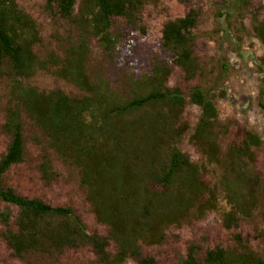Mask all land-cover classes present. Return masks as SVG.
<instances>
[{"label": "trees", "instance_id": "16d2710c", "mask_svg": "<svg viewBox=\"0 0 264 264\" xmlns=\"http://www.w3.org/2000/svg\"><path fill=\"white\" fill-rule=\"evenodd\" d=\"M178 1L189 6L193 0ZM155 2L47 0V13L65 32L59 42L64 57L50 53L41 61L36 48L45 41L36 20L18 0H0V81L8 82L10 96L3 125L9 142L0 157V225L5 228L3 239L18 259L54 258L89 247L99 264L129 260L157 264L143 247L164 245L171 227L200 220L220 210L222 202L227 206L222 213L227 230L256 215L264 220V171L258 156L262 139L243 129L241 140L223 150L221 141L229 127L200 87L189 98L202 112L190 141L220 175L213 176L180 149L191 130L183 120L188 99L168 82L174 67L187 82L204 74L206 65L195 45L202 17L199 9L190 8L184 17L164 25L162 50L170 61L155 58L146 73L131 75L127 94L115 91L104 77L89 78L91 41L109 59L128 65L130 46H121L115 20L123 19L130 28L145 33L143 12ZM255 33L264 47V21H257ZM49 66L84 95L71 97L60 89L41 92L28 84ZM25 117L64 164L78 169L86 199L96 220L109 229L108 236L90 234L72 208L22 196L6 185V174L26 159ZM39 169L46 183L55 180L49 153H44ZM258 237L264 242V230ZM235 242L237 248L216 247L204 259L200 248L191 244L179 264H264V256L240 235ZM111 245L115 254L109 251Z\"/></svg>", "mask_w": 264, "mask_h": 264}, {"label": "rangeland", "instance_id": "374dc122", "mask_svg": "<svg viewBox=\"0 0 264 264\" xmlns=\"http://www.w3.org/2000/svg\"><path fill=\"white\" fill-rule=\"evenodd\" d=\"M18 3L36 20L44 38V46L36 48L40 60L45 61L50 53L63 58V47L59 42L65 32L47 13V0H18ZM190 8L202 12L195 31V45L206 68L202 77L187 82L184 73L174 67L168 82L170 88L181 89L188 99L183 120L190 125L191 130L180 144V149L213 176L220 175V170L211 167L190 141L202 112L189 102V98L192 91L200 87L213 100L220 119L229 127V134L221 141L223 150L241 140L240 130L256 134L262 139L258 156L259 165L264 171V47L255 33L257 21H264V0H193L189 6L178 0L149 3L142 18L145 33L130 28L123 19L115 20L114 31L120 33L121 46H130L132 61L128 65L113 61L96 41H91L87 74L91 81H95L98 76L104 77L115 91L127 94L131 75L146 73L155 58L170 61L162 50L164 25L184 17ZM28 84L41 92L60 89L71 97L84 95L60 77L54 66L39 70ZM9 97L8 82L0 81V157L6 153L9 142L3 132ZM24 120L26 159L6 174V185L22 196L39 198L54 207H70L82 218L90 234L108 236L109 229L96 220L86 199L78 169L64 164L48 146L46 137L27 117ZM44 153H49L56 174L55 180L50 183L43 180L39 169ZM262 205L264 208V201ZM226 209V203L222 202L220 210L211 211L200 220L191 219L181 226L171 227L167 232V242L162 246L143 247L144 254L154 257L157 264H179L180 259L187 256L191 244L200 248L199 256L204 259L206 252L216 247L227 250L237 248L235 237L240 235L255 252L264 256V242L258 237L259 232L264 230V220L256 215L251 220L241 222L237 229L227 230L222 218ZM13 211L16 214V208ZM4 232L5 228L0 225V264H99L97 256L89 247L67 250L54 258L28 256L24 260L18 259L3 239ZM109 251L116 253L114 245ZM127 264L137 263L129 260Z\"/></svg>", "mask_w": 264, "mask_h": 264}]
</instances>
